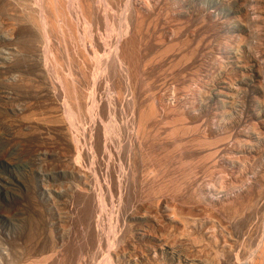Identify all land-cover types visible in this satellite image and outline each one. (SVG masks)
I'll use <instances>...</instances> for the list:
<instances>
[{
    "label": "rangeland",
    "instance_id": "1",
    "mask_svg": "<svg viewBox=\"0 0 264 264\" xmlns=\"http://www.w3.org/2000/svg\"><path fill=\"white\" fill-rule=\"evenodd\" d=\"M0 264H264V0H0Z\"/></svg>",
    "mask_w": 264,
    "mask_h": 264
}]
</instances>
